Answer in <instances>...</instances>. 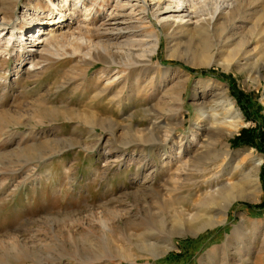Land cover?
Instances as JSON below:
<instances>
[{
    "label": "rangeland",
    "instance_id": "374dc122",
    "mask_svg": "<svg viewBox=\"0 0 264 264\" xmlns=\"http://www.w3.org/2000/svg\"><path fill=\"white\" fill-rule=\"evenodd\" d=\"M11 1L21 24L15 42L0 43V264H264V79L258 85L246 68H228L226 55L205 57L189 28L170 56L153 17L139 38L160 39L147 71H130L126 56L108 58L101 49L91 60L63 52L33 58L31 47L52 29L51 8L45 0ZM116 1L90 11L101 31L114 28ZM52 2L65 14L58 41L69 45L80 38L66 16L76 0ZM90 2L77 4L82 14ZM141 49L148 55L151 47ZM108 69L127 81L107 82ZM224 94L242 121L228 139L207 135L208 109ZM225 115L218 120L227 122ZM223 144L246 172L261 162L260 192L233 201L222 224H192L204 196L241 179L223 168L212 180Z\"/></svg>",
    "mask_w": 264,
    "mask_h": 264
},
{
    "label": "bare ground",
    "instance_id": "6f19581e",
    "mask_svg": "<svg viewBox=\"0 0 264 264\" xmlns=\"http://www.w3.org/2000/svg\"><path fill=\"white\" fill-rule=\"evenodd\" d=\"M52 1L45 0L46 5L51 8L50 16L56 11L59 14L54 16V19L49 16L46 24L49 23L51 25L49 27L52 29L38 37L39 42L34 47H31L30 52H32L31 57L33 58H43L45 53L60 56V52H63L64 55L91 60L101 56L98 53V50L101 49L106 56L108 55V58L126 56L129 61H132L129 65L125 63L126 66H131L128 69L130 71L138 68L147 71L152 67L150 64L153 61V55L159 47L160 39L153 32L146 35V38L154 39L153 41L144 42L139 38L141 37L140 34L147 30L146 20L153 17L160 24L165 37L169 41L168 50L170 56L180 52L181 46L178 43V37L185 36L184 31L186 29L184 28H189L193 31L194 38L199 37L200 40L197 43L198 45L200 44V50L205 57L213 58L217 54L226 55L225 60H227L228 68H246L247 78H254L253 81H256L258 85H260V79H264V2L262 0H154L153 4H149V0H133V2L131 0H117L113 5L114 17L110 20L115 22V24H112L114 28H107L106 31H101L97 27L96 20L91 17L90 11L94 9V14H99L103 8L105 9V4L109 0H76V4L71 5L72 8L70 7L67 10L66 16L75 21L77 25L74 30L69 29V32L71 35H78L80 38H76L69 45L61 44L58 41L59 32L55 30V26L60 24L59 20L64 18L65 14L59 11L56 8V4H53ZM64 1L68 2L69 0ZM85 1H92V3L90 2L88 10L82 14V9H78L77 4L82 2L85 5ZM16 4L15 2L14 5L11 0H0V29L4 33L0 43H8V46L14 41L15 36L17 37V28L21 24L20 17L15 15ZM13 5L15 6V12L10 15V8ZM80 16H84L85 19L79 20ZM150 27L152 30L155 29L152 24H150ZM124 31H128L126 36ZM114 32L117 33L114 34ZM93 34L101 37L99 43H95ZM26 36L21 35L18 37V42L24 44L21 39ZM127 36L130 37L128 38ZM31 37L34 38V36ZM25 40L28 41L29 38H25ZM144 44H149L151 47L148 55L141 49ZM252 45H255V48L251 50L250 47ZM225 47H229L227 53L224 50ZM2 52L0 51V53ZM82 53L86 54L81 56L80 54ZM229 53L232 55H227ZM104 58L107 60L104 61L105 64L115 65L117 67L115 69L119 70L120 64L111 63L107 57ZM31 65H33L32 67L36 66L34 62ZM108 70L105 72V77L108 76L107 82L111 83L112 78L113 81L118 80L120 82L124 78V72L120 71L112 77L110 76L112 69ZM159 72L160 70L158 69V74ZM123 80L127 81L126 79ZM106 89L108 88L106 87ZM224 96L225 101L219 102L216 106L213 104L215 107L212 105L213 107L210 106L208 109V117L214 118V124L207 131V135L223 134V137L228 139L239 129L242 121L240 120V115L235 112L233 103L225 94ZM221 111H226L225 116L228 115L227 118H230L227 122L224 121L225 119L218 120ZM173 132L175 133L176 131L169 130L170 136L165 138L170 141L173 138L175 139ZM156 141L161 142L159 139H156ZM228 148V145L223 144L218 154L214 155V160L221 159V162L216 168L218 169V177L212 176V180H219L222 172L220 169L223 168L226 171L230 170L232 173L240 171L241 179L236 183L231 181L228 185L222 186L217 191L218 193L214 192L211 195L204 196L196 204L198 212L190 218V223L192 224L198 223V225L203 227H213L222 224L224 223L222 217L226 215L227 208L233 201L236 199H248L251 201L257 199V194L260 192L259 169L261 162L255 164L246 172L243 160L240 163H233L232 154ZM225 166L227 167L225 168ZM209 214H211L210 217H207ZM149 247L158 251L155 245H149Z\"/></svg>",
    "mask_w": 264,
    "mask_h": 264
}]
</instances>
